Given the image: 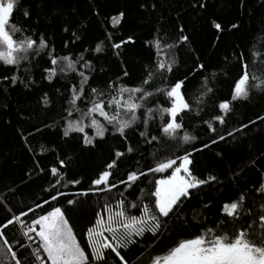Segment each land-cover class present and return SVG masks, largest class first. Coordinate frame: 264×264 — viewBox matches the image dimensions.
Masks as SVG:
<instances>
[{
    "label": "trees",
    "instance_id": "trees-1",
    "mask_svg": "<svg viewBox=\"0 0 264 264\" xmlns=\"http://www.w3.org/2000/svg\"><path fill=\"white\" fill-rule=\"evenodd\" d=\"M200 3L205 7H199ZM25 10L30 12L28 18L23 16ZM121 12L123 19L113 27L111 18ZM213 21L221 24L223 31L218 32L212 26ZM11 22L23 29L15 33L16 39L31 36L38 42L42 36L49 47L39 54H31L19 65L0 62V225L21 211L27 212L29 207L35 208L37 203L43 207L35 208V213L29 212L27 217H20L25 224L42 215L44 210H51L50 205L59 206L74 226L81 246L86 247L87 229L95 223L97 212L105 214L106 204L115 211L116 202L125 199L128 215L139 216V208L128 205L136 203L142 207V201L153 206L154 197L142 195L140 189L146 193L154 190V179L170 174V170L164 174L148 173L130 188L118 184L111 191L78 195L93 187L91 181L104 170L110 159H115V151L125 155L111 170L113 183L126 179L131 171L146 172L157 162L182 156L185 151L192 153L189 167L195 176L205 180L209 176L216 177L215 181L190 190L191 197L183 200L170 218H161L162 227L156 237L146 232L142 237L133 238L137 243L119 249L127 264H151L155 255L162 254L179 239L197 233L201 228L198 215L204 220V227H215L225 218L222 205L235 200L241 193L247 196L245 208L251 207L252 216H255L262 198L254 189L262 182L261 174L264 173V121L257 119L264 117V91L260 87H250L247 99L233 102V111L225 116L224 124L212 117L224 115L218 104L230 99L233 82L243 65H247L250 86L264 81V0H19ZM233 23L238 25L237 29L231 28ZM181 27L183 33L179 31ZM182 34L188 37L186 42L179 41ZM128 36L134 43L123 45L119 50L111 47L112 43ZM156 39L162 42L160 58L168 59L174 54L176 63L171 73L154 71L151 82L143 87L154 92L156 88H164L178 78L187 77L182 92L190 110L177 118L183 124L177 138L162 136L160 132L161 124L168 117L165 114L161 120L158 106L168 107L170 102L158 93L137 110L138 119L126 129V138L98 115L96 118L108 129L104 138L93 137L91 128L85 131L93 137V145L85 146L80 133L64 137L67 121L80 117L75 111L68 115L71 88L74 85L79 88L81 77L78 73L83 71L87 75L89 70L80 67L83 63L80 61L76 71H57L49 81L45 69L53 66L48 53L51 51L56 57L66 55L73 61L82 54L94 66L89 82L84 86L85 95L77 101L79 109L86 111L93 87L107 89L109 81L117 86H142L146 66L151 67L157 58L154 43L147 42ZM97 44H101L103 51H94ZM164 45L174 47L169 49ZM196 64L205 65V70L193 71ZM64 66L62 63L56 67ZM124 71L129 75L124 76ZM13 75L18 77L14 85L10 83ZM207 88L212 91L207 92ZM45 95L47 105L44 104ZM108 98V95L103 97L105 102ZM148 108L155 114H149L145 124L144 113ZM105 110L109 115L116 111L114 106H106ZM121 118H127L123 111ZM83 122L90 123L88 118ZM206 122L212 123L214 132L209 130ZM140 132L146 135L142 137ZM185 132L195 136L196 140L187 144L182 142L180 137ZM229 132L231 136L227 135ZM221 135L225 136L224 140L218 139ZM152 136H157L158 140L149 143ZM212 140L217 142L213 144ZM204 144L208 147H203ZM128 147H132L133 152H127ZM193 148L198 150L193 151ZM60 160L65 162L63 167ZM52 167H57L60 175L53 176ZM58 179L60 184H56ZM71 180L81 183H68ZM57 192L66 193V196L51 201L50 196ZM46 199L49 204H43ZM67 199H73L75 203L68 205ZM245 222L248 221H241ZM20 228L19 224L13 223L2 230L11 242L21 239ZM23 242L33 248L36 246L33 241L24 239ZM86 252L90 255V249ZM18 254L27 256L28 251L20 249ZM9 261L10 257L0 252V264ZM109 264H119L114 253Z\"/></svg>",
    "mask_w": 264,
    "mask_h": 264
},
{
    "label": "snow or ice",
    "instance_id": "snow-or-ice-1",
    "mask_svg": "<svg viewBox=\"0 0 264 264\" xmlns=\"http://www.w3.org/2000/svg\"><path fill=\"white\" fill-rule=\"evenodd\" d=\"M19 0H0V62L4 65H19L21 61H26L33 53L39 54L47 49L48 43L41 36L37 40L31 36H24L21 39L15 38V33L23 31L12 24L11 18L14 10L18 5ZM199 7L204 8L203 3ZM23 16L28 18L30 12L25 10ZM124 13L121 12L111 18L113 27L118 25L123 19ZM11 25V27H10ZM212 26L218 31H223L221 24L212 22ZM232 29H237L238 25L231 24ZM67 31V29H65ZM181 33L184 32L183 27L179 29ZM75 35V33L73 34ZM77 40L79 36L75 37ZM108 39L111 41L112 37ZM188 37L181 35L180 42H186ZM134 43L131 36L121 38L119 42H114L111 47L115 50L121 49L123 45ZM156 49V59L151 67L146 66V77L142 80V86L128 87L119 85L113 81H109L107 89H100L93 87L90 90L91 98L89 100L90 106L86 111H81L77 106V101L82 99L85 95L84 86L88 84L91 73L94 71V66L88 60L84 59L81 54L76 61H73L69 56L56 57L50 51V63L53 67L45 69L48 73L46 79L49 81L56 75L57 71L63 73L66 69L76 71V64L83 61L80 67L88 69L86 75L83 71L78 75L81 77L80 86L75 85L71 88V98L69 100L70 110L68 115L71 116L73 111L80 113V117L76 120L67 121L66 127L63 129V136L69 137L71 133L83 134L82 142L85 146L93 145V137L104 138L108 130L106 125L101 123L96 118L98 115L102 117L108 125H111L116 133L121 137L126 138V129L132 127L137 121L136 112L142 108L149 98L158 93L167 98L170 106L159 108L158 111L161 120H164V115L167 114L168 119L160 126L162 136L176 139L179 130L183 128L182 122H178V116L182 112L190 110V104L185 99V94L182 88L185 86L184 79H176L170 82L164 88H156L153 91H147L143 85H148L155 72L171 73L173 65L176 63L174 54H171L168 59H161L163 55L161 48V41L156 39L154 42ZM169 49L174 45H164ZM87 51V50H85ZM95 52L103 51L101 44H97L94 49ZM119 55V52H116ZM64 64V67L57 68L58 64ZM205 70V65L196 64L193 71ZM124 76H128L127 71L123 72ZM215 75V74H213ZM9 79V77H4ZM251 79H257L251 77ZM18 77L13 75L10 78L11 84H16ZM250 74L247 71V65L242 66V71L233 82L230 99L219 102L218 108L224 115H215L212 119L219 121L221 124L225 123V116L233 111V102L244 100L249 97L250 87H260L264 91V81L259 85H249ZM27 86V85H26ZM111 92H115L112 95ZM211 88H207V92H211ZM125 94L127 97L125 98ZM108 95L107 102L103 99ZM44 104H48L47 95L44 96ZM108 108L115 107V114L109 115L106 111ZM121 111H123L127 118H121ZM149 114H155L152 108L146 109L144 116L146 119L143 123L147 124V117ZM199 115V113H197ZM84 118H88L90 123L85 124ZM264 121V117H257ZM211 131H215L211 122H206ZM254 123V121H252ZM246 128L247 125H242ZM86 128L93 130V137H90L85 131ZM39 131V129H37ZM145 132H140V136H145ZM227 135L231 136L229 132ZM26 139V138H25ZM185 144L196 140L195 136L185 132L180 137ZM219 140H224L225 136L218 137ZM158 140L157 136H152L151 141ZM217 141L212 140L215 144ZM205 148L208 144H204ZM198 149L193 148V151ZM127 152H133L132 147L126 149ZM125 155L122 151H115V159H110L106 163L104 170L100 171L97 178L91 181L93 187L87 191H81L78 195H88L89 192H105L117 188L118 184H125L128 188L140 179L142 176H147L148 173L164 174L170 170V174L163 175L161 178L154 179V190L146 193L143 188L140 189L142 195H147L150 198L154 197L153 206L145 204L141 201L142 207L136 203H130L128 207L139 208L140 215H128L125 207V199H120L116 202V210L113 211L109 205L104 206L105 216L100 212L96 213L95 223L87 229V245L82 247L74 233V226L70 224L66 217V212L59 206H51V210H44L42 215H38L30 220V223L25 224L20 219L21 216L27 217L28 213H35V208H42L43 205L37 203L35 208L29 207L27 212L21 211L18 216H13L4 224L0 225V252L5 256L10 257L9 264H109V258L112 253L119 258V264H127L125 257L121 255L119 249H127L130 245L137 243L134 237H142L144 234L151 233L154 237L162 227L161 218H170L171 214L176 211L183 200L191 197L190 190L198 189L201 185L207 184L209 181H215V176H209L206 180L199 179L190 171L192 160L190 159L192 153L185 151L182 156L169 158L166 161L157 162L154 167H149L146 172L131 171L127 173L126 179H121L118 183H113L110 177L113 176L112 169L118 166L119 158ZM179 161V163H177ZM60 166L63 167L64 160L59 161ZM38 166V165H37ZM53 176L60 175L57 167L50 169ZM262 175V182L254 189L256 193L262 198L260 208L256 211L255 216H252V208H245L247 196L241 193L235 200L226 202L222 205L221 211L224 219L217 222L215 227H204V220L197 216V222L201 225L200 230L188 238H181L169 247L162 254L155 255L151 259V264H264V173ZM61 180H57L56 184H60ZM68 183L77 185L80 180H71ZM55 187V185H52ZM66 196V193L57 192L50 196L51 201H56L58 197ZM123 197V193H121ZM140 200V197H137ZM48 199L43 201V204H49ZM68 205H73V199H67ZM207 207V205H205ZM250 218V219H249ZM248 221L241 223V221ZM13 223L21 226V239H15L10 242L8 236L5 235L2 229H7ZM108 233L111 237L105 236ZM35 242L33 248L31 244L26 245L23 240ZM17 249V250H14ZM20 249L28 251L27 256L19 255ZM86 249H90V255L87 254ZM110 250V252L108 251Z\"/></svg>",
    "mask_w": 264,
    "mask_h": 264
},
{
    "label": "rangeland",
    "instance_id": "rangeland-1",
    "mask_svg": "<svg viewBox=\"0 0 264 264\" xmlns=\"http://www.w3.org/2000/svg\"><path fill=\"white\" fill-rule=\"evenodd\" d=\"M103 216H105V218H106V214H104ZM105 236H108L109 239H111V237H110V235H109L108 233H105ZM1 264H9V263H7V262H3V263H1Z\"/></svg>",
    "mask_w": 264,
    "mask_h": 264
}]
</instances>
